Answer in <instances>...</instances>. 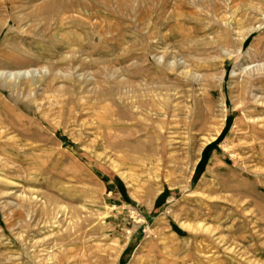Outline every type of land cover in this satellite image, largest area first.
<instances>
[{
    "label": "rangeland",
    "instance_id": "obj_1",
    "mask_svg": "<svg viewBox=\"0 0 264 264\" xmlns=\"http://www.w3.org/2000/svg\"><path fill=\"white\" fill-rule=\"evenodd\" d=\"M30 70L0 78V264H264V0H0Z\"/></svg>",
    "mask_w": 264,
    "mask_h": 264
},
{
    "label": "bare ground",
    "instance_id": "obj_2",
    "mask_svg": "<svg viewBox=\"0 0 264 264\" xmlns=\"http://www.w3.org/2000/svg\"><path fill=\"white\" fill-rule=\"evenodd\" d=\"M84 1V0H83ZM113 1V0H112ZM85 2H86V0H85ZM96 2V1H95ZM82 3V2H81ZM115 3V2H114ZM102 5H103V2L101 3ZM116 4V3H115ZM88 5V4H87ZM119 5V4H118ZM121 6V5H120ZM62 7V6H61ZM91 7V6H90ZM89 7V8H90ZM116 7V6H115ZM36 8V7H35ZM110 8V7H109ZM114 8V7H113ZM119 8V7H118ZM117 9V8H116ZM60 10V9H59ZM74 11V10H73ZM88 11V10H87ZM59 12H61V11H59ZM89 14V13H88ZM56 15H58V14H56ZM51 16V15H50ZM54 16V15H53ZM84 16V15H83ZM88 16V15H87ZM29 17V16H28ZM90 17V16H89ZM92 17V16H91ZM94 17V16H93ZM96 17V16H95ZM94 17V18H95ZM99 17V16H98ZM113 17V16H112ZM43 18V17H42ZM53 18V17H52ZM116 18V17H115ZM50 19V18H49ZM98 19V18H97ZM100 19V18H99ZM98 19V20H99ZM14 20V19H13ZM64 20H66V18H62L61 19V22L62 21H64ZM7 21V20H6ZM5 21V22H6ZM38 21V20H37ZM76 21L77 20H75V21H73V23L75 24L76 23ZM79 21V20H78ZM81 21H82V19H81ZM95 21V20H94ZM118 21V20H117ZM46 22V21H45ZM50 22V21H49ZM54 22V21H53ZM67 22V21H66ZM91 22V21H90ZM98 22H100V21H98ZM14 23V22H13ZM52 23V22H51ZM55 23V22H54ZM59 23V22H58ZM72 23V22H71ZM72 23V24H73ZM89 23V22H88ZM88 23H87V25H88ZM101 23V22H100ZM6 24H8V22L6 23ZM43 24H44V22H43ZM45 25V24H44ZM90 25V24H89ZM113 25V24H112ZM92 27V26H91ZM83 28V27H82ZM71 29V28H70ZM95 29V28H94ZM92 30V29H91ZM99 31V30H98ZM109 31V30H108ZM80 32V31H79ZM88 32V31H87ZM110 32V31H109ZM70 33H71V31H70ZM93 33V32H92ZM97 33V32H96ZM103 33V32H102ZM101 33V34H102ZM72 34V33H71ZM49 35V34H48ZM68 35H70V34H68ZM95 35V34H94ZM97 35V34H96ZM66 36V35H65ZM64 36V37H65ZM104 36V35H103ZM117 36V35H116ZM52 37V36H51ZM53 38V37H52ZM77 38V37H76ZM90 38V37H89ZM63 39V38H62ZM78 39V38H77ZM106 40V39H105ZM102 43V42H101ZM73 44V43H72ZM104 44V43H103ZM87 45V44H86ZM117 46V45H116ZM76 52H78V51H76ZM72 54V53H71ZM75 54V53H74ZM84 61H85V59H84ZM65 62V61H64ZM78 62V61H77ZM105 70V69H104ZM105 72V71H104ZM119 72V71H118ZM82 75V74H81ZM102 75V74H101ZM57 76V75H56ZM68 76V75H67ZM113 76V75H112ZM0 78H3L4 80H6V81H9L8 83H11L14 79H17V78H21L22 79V81H26V80H28L29 78H34V79H36V80H38V79H40L39 78V73H38V71H26V72H24V73H17V74H14V73H11V72H9V73H5L4 71L3 72H0ZM110 79V78H109ZM87 81V80H86ZM79 82H80V80H79ZM112 82V81H111ZM119 82H120V80H119ZM77 83V82H76ZM115 84V83H114ZM117 88V87H116ZM1 94H2V92H1ZM102 94V93H101ZM101 102V101H100ZM97 106V105H96ZM7 127V126H6ZM213 140H215V138H213Z\"/></svg>",
    "mask_w": 264,
    "mask_h": 264
}]
</instances>
